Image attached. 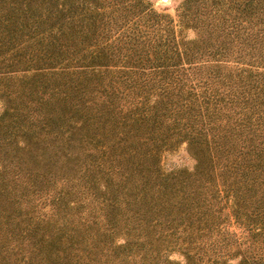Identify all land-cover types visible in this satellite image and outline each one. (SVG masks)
Segmentation results:
<instances>
[{"label": "trees", "instance_id": "obj_1", "mask_svg": "<svg viewBox=\"0 0 264 264\" xmlns=\"http://www.w3.org/2000/svg\"><path fill=\"white\" fill-rule=\"evenodd\" d=\"M130 1L0 0V264H264V0H182L168 57Z\"/></svg>", "mask_w": 264, "mask_h": 264}, {"label": "rangeland", "instance_id": "obj_2", "mask_svg": "<svg viewBox=\"0 0 264 264\" xmlns=\"http://www.w3.org/2000/svg\"><path fill=\"white\" fill-rule=\"evenodd\" d=\"M182 0H140L132 2L122 10L116 13L117 18L124 16V20H128L129 32L140 30L141 40L150 43L154 42L158 48L164 46L165 56L172 53L174 43L171 41L183 38L185 40L195 39V32L191 28H186L179 24L178 5ZM170 33V36L167 35ZM168 42V44H166ZM210 46V43H207ZM201 47L198 54L194 56V60L206 59H220L216 57L219 54L215 53V49H204ZM199 58V59H198ZM167 72L172 76L185 75L195 73L192 66L186 63L171 65V61L165 62ZM118 64V63H116ZM2 110V102L0 101V111ZM195 165L194 157L188 152L187 146L184 142L178 143L172 148L165 150L159 155L158 166L163 173H174L177 171H191ZM223 208L221 215L225 218L227 223L231 221L229 215V208L227 203L221 204ZM227 219V220H226ZM231 230H237L234 226L229 224ZM172 260L182 261V256L178 252H173L169 256ZM235 259L230 260L227 264H234Z\"/></svg>", "mask_w": 264, "mask_h": 264}, {"label": "water", "instance_id": "obj_3", "mask_svg": "<svg viewBox=\"0 0 264 264\" xmlns=\"http://www.w3.org/2000/svg\"><path fill=\"white\" fill-rule=\"evenodd\" d=\"M161 1H164L165 2L166 0H161Z\"/></svg>", "mask_w": 264, "mask_h": 264}]
</instances>
